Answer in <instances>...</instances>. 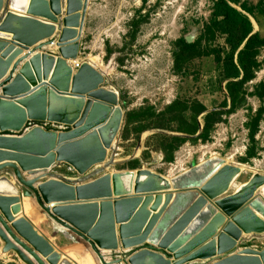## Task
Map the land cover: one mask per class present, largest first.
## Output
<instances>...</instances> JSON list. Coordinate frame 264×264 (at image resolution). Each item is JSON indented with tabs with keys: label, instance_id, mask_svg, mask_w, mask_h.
<instances>
[{
	"label": "water",
	"instance_id": "water-1",
	"mask_svg": "<svg viewBox=\"0 0 264 264\" xmlns=\"http://www.w3.org/2000/svg\"><path fill=\"white\" fill-rule=\"evenodd\" d=\"M89 2L0 0V174L10 170L21 186L17 198L0 197L2 254L46 264L44 244L33 248L4 218L26 197L101 264H264V248L247 246L264 236L263 173L232 193L242 166L217 156L171 178L143 168L106 173L123 112L102 72L71 65ZM39 122L70 129L28 128ZM62 164L77 177L54 173Z\"/></svg>",
	"mask_w": 264,
	"mask_h": 264
},
{
	"label": "rangeland",
	"instance_id": "rangeland-1",
	"mask_svg": "<svg viewBox=\"0 0 264 264\" xmlns=\"http://www.w3.org/2000/svg\"><path fill=\"white\" fill-rule=\"evenodd\" d=\"M241 1L254 8L255 15H247L264 39V0ZM215 2L90 0L77 61L85 59L104 74V87L117 94L123 112L108 153L113 165L106 173L143 168L171 178L217 156L246 166L238 183L256 172L264 174V47L254 79L232 94L228 87L234 79H226L223 63L215 61L219 54L226 57V35L203 39L193 53L183 52L179 43L181 38L189 43L198 39ZM205 52L211 56H203ZM7 172L0 176L20 191ZM54 173L77 177L66 164ZM24 207L28 219L58 250L77 264H100L89 247L57 231L36 203ZM3 245L0 240V264H23L14 253L2 254ZM247 246L264 248V236L250 239Z\"/></svg>",
	"mask_w": 264,
	"mask_h": 264
},
{
	"label": "trees",
	"instance_id": "trees-1",
	"mask_svg": "<svg viewBox=\"0 0 264 264\" xmlns=\"http://www.w3.org/2000/svg\"><path fill=\"white\" fill-rule=\"evenodd\" d=\"M237 6H240V9ZM247 14L254 16V8L248 7L241 0H216L212 6L211 17L198 39L191 43L184 38L179 39L183 46L182 51L193 53L198 50L203 39L209 40L217 33L226 35V57L223 59L219 54L215 56V61L223 63L226 79H234L228 87L232 94L237 86L254 79L255 72L260 67L259 52L264 47V39L254 32ZM203 54L211 56L208 52ZM240 78L241 80H238Z\"/></svg>",
	"mask_w": 264,
	"mask_h": 264
},
{
	"label": "bare ground",
	"instance_id": "bare-ground-1",
	"mask_svg": "<svg viewBox=\"0 0 264 264\" xmlns=\"http://www.w3.org/2000/svg\"><path fill=\"white\" fill-rule=\"evenodd\" d=\"M255 26H256V24H255ZM83 62H85V59L83 61L81 60V62L80 61H72L71 65L73 66L74 70L76 71L77 70L76 63L81 65ZM22 111H23L22 109H19L20 113ZM226 161H228V163H229L228 159H226ZM245 168H246V166H242L243 172L245 171ZM238 179L234 182V186H233L234 190L239 189L241 187V185L248 183V181L250 180L249 179L247 182L241 184V183H238ZM18 192L19 191L16 190L14 184L9 179H7L6 177L0 176V197L7 196L9 198H17L16 194H18ZM26 202L27 203H35L34 201H30L29 198L26 199V197H24L23 203L19 204L17 202L16 204H9L3 210L4 218L6 219V221L9 222L8 224L10 226L14 227L16 233L19 234V235L18 234L17 235L20 236L21 239H23L30 246H32L33 248H35L37 250H38V248H40L42 246L41 244H44V251L45 250L47 251L48 256H42L43 254L40 256L42 257V259H44L46 264H77L71 258H69L64 253H62L60 250L54 248L56 246L49 239H48V241H49V243L52 244L53 249L47 248V246H49V245L44 241L45 239L43 240L44 235L39 232V230L36 228V226L34 224H33L34 227L31 225L30 228L27 227L26 225H24L26 223V218H28L25 214V207H24ZM55 229L59 232H63L65 234H67L69 237L74 239L76 242L81 243L78 241V239L75 236L71 235L70 233H67L63 229H60L57 226ZM44 238H46V237L44 236ZM87 252H89V251H87ZM106 254H109V253H105V256H107ZM91 257H90V259H91ZM106 261L109 262V259ZM98 262H100V261L98 260Z\"/></svg>",
	"mask_w": 264,
	"mask_h": 264
},
{
	"label": "built area",
	"instance_id": "built-area-1",
	"mask_svg": "<svg viewBox=\"0 0 264 264\" xmlns=\"http://www.w3.org/2000/svg\"><path fill=\"white\" fill-rule=\"evenodd\" d=\"M77 63H76L77 68H79L81 65H79ZM33 127H41L47 131H56V132H62V131L69 129L68 126L61 125V124H55V123H49V122H39V123L28 124V128H33ZM69 169L71 170L70 167H69Z\"/></svg>",
	"mask_w": 264,
	"mask_h": 264
},
{
	"label": "crops",
	"instance_id": "crops-1",
	"mask_svg": "<svg viewBox=\"0 0 264 264\" xmlns=\"http://www.w3.org/2000/svg\"><path fill=\"white\" fill-rule=\"evenodd\" d=\"M39 19H41V18H39ZM49 51V50H48ZM50 53H53V54H56V53H54L53 51H50ZM66 177V176H65ZM68 178V177H67ZM40 210V209H39Z\"/></svg>",
	"mask_w": 264,
	"mask_h": 264
}]
</instances>
